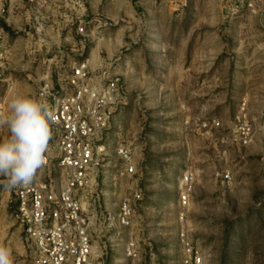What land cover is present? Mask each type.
Listing matches in <instances>:
<instances>
[{
  "label": "rangeland",
  "instance_id": "rangeland-1",
  "mask_svg": "<svg viewBox=\"0 0 264 264\" xmlns=\"http://www.w3.org/2000/svg\"><path fill=\"white\" fill-rule=\"evenodd\" d=\"M7 3L0 14L11 83L4 112L13 94L33 96L41 78L54 77L55 64L66 68L88 59L91 68H106L120 80L125 104L104 137L99 207L88 216L93 261L180 264L177 236L184 229L202 254L201 264H264V132L258 124L264 111V27L259 20L235 12L236 0H94L107 23L93 24L96 32L83 42L80 56L71 43H59L66 29L59 34L47 23L36 36L25 3ZM61 46L73 52H54ZM242 102L256 127L245 146L232 139ZM7 135L0 128V139ZM119 146L130 149L139 176L121 174ZM185 171L193 181L182 207L178 186ZM225 171L228 183L221 179ZM133 190L141 196L132 202L130 226L123 228L115 215ZM11 199L10 190L0 187V245L12 249L14 264H27ZM129 239L139 252L136 260L126 257Z\"/></svg>",
  "mask_w": 264,
  "mask_h": 264
},
{
  "label": "built area",
  "instance_id": "built-area-1",
  "mask_svg": "<svg viewBox=\"0 0 264 264\" xmlns=\"http://www.w3.org/2000/svg\"><path fill=\"white\" fill-rule=\"evenodd\" d=\"M22 1L32 16L29 27L36 36L43 35L49 23L44 16L46 3ZM8 4L7 0H0V14ZM88 5L89 0H62L51 5L58 12L55 31L60 34L66 29L70 35H75L81 45L76 51L80 56L84 52L83 42L96 32L93 24L104 26L107 23L102 15L90 13ZM236 11L255 16L264 27V0H236ZM3 37L0 36V112L5 108L4 92L11 85L6 75L9 49ZM40 42L46 44L42 39ZM54 52L70 51L67 46H61ZM53 68L55 76L41 78L33 94L34 98L48 102L53 113V138L46 153L47 163L33 184L10 190L12 216L20 228L27 264H101L92 259L88 216L95 213L96 204L99 207L104 137L111 128L115 112L125 104V97L118 76L109 74L106 68H91L87 59L72 61L66 68L55 64ZM258 124L264 132V111L259 113ZM255 131V124L242 102L232 128V139L248 145ZM116 155L123 162L121 174L131 178L141 174L127 146H119ZM221 177L225 183L231 179L227 171ZM192 181L191 172L182 173L178 186V201L182 207L189 200ZM140 196L139 190H133L130 198L124 196L120 200L115 215L120 227L130 226L132 202ZM177 241L180 264H201L202 254L184 229L179 230ZM124 251L131 260L139 256L132 239L125 243Z\"/></svg>",
  "mask_w": 264,
  "mask_h": 264
},
{
  "label": "clouds",
  "instance_id": "clouds-1",
  "mask_svg": "<svg viewBox=\"0 0 264 264\" xmlns=\"http://www.w3.org/2000/svg\"><path fill=\"white\" fill-rule=\"evenodd\" d=\"M0 112V128L8 135L0 139V187H27L45 167L53 138V113L48 102L31 94L15 93ZM0 264H14L13 251L0 245Z\"/></svg>",
  "mask_w": 264,
  "mask_h": 264
},
{
  "label": "crops",
  "instance_id": "crops-1",
  "mask_svg": "<svg viewBox=\"0 0 264 264\" xmlns=\"http://www.w3.org/2000/svg\"><path fill=\"white\" fill-rule=\"evenodd\" d=\"M39 1H40V3L41 2L46 3L45 7H44V12H45L44 16L47 18V21L49 23L51 22V26H53L52 28L55 29L58 26V23H57L58 12L54 8H52L51 5L55 6L58 2H61L62 0H39ZM93 1L94 0H89L88 8H89L90 13L96 14V13H98V9L92 5ZM122 11L123 10H120V8L117 10L119 16L122 15ZM66 32H67L66 37H64L63 39L58 38L59 43L62 42V43H64V45L71 43L73 45V47H75L74 50L78 51L80 49V46H81L79 39L75 35H70L68 30H66ZM54 38H55V40H54V42H55L57 40V37H54ZM68 49L70 52H73V49H71V48H68ZM35 50H37V49L35 48ZM94 51L95 50L92 48L90 52H94ZM87 62H88V59H87Z\"/></svg>",
  "mask_w": 264,
  "mask_h": 264
}]
</instances>
